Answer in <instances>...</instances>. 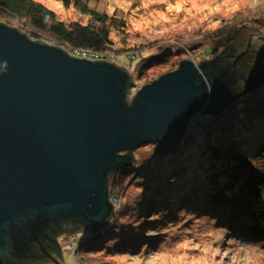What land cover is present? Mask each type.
<instances>
[{"label": "water", "instance_id": "95a60500", "mask_svg": "<svg viewBox=\"0 0 264 264\" xmlns=\"http://www.w3.org/2000/svg\"><path fill=\"white\" fill-rule=\"evenodd\" d=\"M247 49L201 65L182 59L130 96V74L113 61L74 55L0 22V264H36L28 262L38 252L40 264H66L58 236L111 222V179L138 160L135 148L172 150L198 112L219 114L255 88V66L237 64Z\"/></svg>", "mask_w": 264, "mask_h": 264}, {"label": "rangeland", "instance_id": "374dc122", "mask_svg": "<svg viewBox=\"0 0 264 264\" xmlns=\"http://www.w3.org/2000/svg\"><path fill=\"white\" fill-rule=\"evenodd\" d=\"M39 1L64 20L74 17V10L65 8L57 0ZM102 7L111 14L119 9L124 12L130 43L136 45L147 41L155 45L142 51L141 56L132 58V53H126L121 59L125 65L128 64L132 74L134 84L130 96L137 92V86L141 85V89L175 70L182 59L191 58L199 64L203 59L214 58L216 55H212L207 47L223 48L225 44L217 41L218 44L209 36L220 32V26L225 23L237 28L246 24L247 27H257H249L248 31L255 32L251 35L239 32V38L247 44L241 41L236 55L251 49L246 51L250 58H244L243 67L247 64L245 70H252L255 66L256 76L262 73L261 70L264 72V38L256 37L258 34L264 36V0H104ZM15 24L24 27L18 20ZM136 36L139 38L134 40ZM236 44L232 47L234 51ZM160 46L174 52L183 50L177 54L173 52L159 64L140 70V64L146 58L161 51ZM258 87V91L255 90ZM250 94L253 97L227 106L219 118L207 117L198 121L197 114L188 125L184 141L172 150L157 151L155 143L135 148L139 158L134 163L136 171L127 182L129 190L123 193L124 189L122 191L120 187L119 192L120 188H117L116 199H112V189L110 200L116 205L114 215H120V212L123 216V206L128 202L133 206L136 202L134 194L147 190L138 198L139 202L131 212H136L135 215L141 212L149 230L141 228L137 231L128 227V220L125 223L120 217L118 226L110 229L113 235L103 242L102 248L82 251L80 257L85 254L84 260L71 250V245L79 247L96 232L82 227L77 232L60 234L58 239L66 264H264V212L261 214L260 211L264 207V189L249 191L251 185L258 184L254 183L257 178H253L256 169H261L258 172L264 181V84L252 89ZM216 149L248 158L254 164L239 163L243 170L236 172L237 167L230 163L232 158L219 157ZM239 161L237 158L236 162ZM217 187L230 188L235 192L232 196L215 194L212 191ZM227 198L249 209L259 208L251 214V219L244 221L241 218L237 223L251 227L252 238L249 240L239 239L228 230L226 223L216 218L221 215L229 224L234 216L240 218L238 208L222 206L225 199L229 200ZM140 231H144L142 235ZM124 239L129 246L120 248L118 243ZM170 246L180 251L165 253L163 248ZM183 246H187V250ZM53 264L58 263L53 260Z\"/></svg>", "mask_w": 264, "mask_h": 264}, {"label": "trees", "instance_id": "16d2710c", "mask_svg": "<svg viewBox=\"0 0 264 264\" xmlns=\"http://www.w3.org/2000/svg\"><path fill=\"white\" fill-rule=\"evenodd\" d=\"M57 1L61 2L65 8L67 9L72 8L74 10L73 19L68 21V20H64L60 18L56 11H54L52 8H50L49 6H47L46 4H44L43 2L39 0H0V22L16 27L18 30H20L23 33H26L31 39L35 41H45V42L57 45L59 47L64 48L67 52L72 53V54L77 53V51H81V50L92 51L94 55H92L91 57L94 59L105 60V59H108L109 54H113L115 56V60H117L118 62L121 61V63H123L121 59H123L124 54L132 53L133 55H131L130 57L135 58L136 56L137 57L141 56L142 51L155 46L154 44L150 45V43L147 41L138 43L136 45H133L132 43H130V41L128 40V38L130 37V33L128 35L126 33L127 28H128V22H127L126 15L121 9H119V11L114 12L113 14L109 13L107 10H105L102 7V5L104 4V0H57ZM15 20H18V23L22 22L24 24V27L21 28L17 24H15ZM224 26L225 28H223ZM226 26H228V29H226ZM240 27L241 28L230 27L227 23H225L224 25L220 26V29H219L220 32L214 33L215 35L213 34V36H209V37L210 39L212 37L214 39V42L218 43L217 41H223V39L229 36L230 39L228 38L225 39L226 41L227 40L229 41L228 46H230L231 41H232V44H231L232 47L234 43L237 42L238 44H236L237 45L236 49H239L240 42H241V39L239 38V32H243V33L247 32L246 34H249V35H251L252 33H255L253 31H248L250 28L247 27L246 25H242V26L240 25ZM25 29L28 31H25ZM202 36H205V35L202 34ZM124 38H126L127 40ZM136 38H139V36L133 37L134 40H136ZM142 40L144 39H139L138 41H142ZM224 47L225 46L223 45V48ZM159 48L161 49L159 53L146 58L144 60V63L140 64L141 65V67H139L140 70L142 68L145 69L146 67L153 66V65L163 62L164 60L169 58V56H171L174 52L173 49L168 48V47L160 46ZM207 48H210L212 55H216V56H218L219 54H222L226 56L227 58V57L236 55L234 50H231L230 52L227 53L223 51V48H220V47L210 46ZM182 50L183 49H180L179 51H175L174 53L176 54L181 53ZM246 56L248 55L246 54L243 58H240L237 61V64L239 66H241L240 65L241 62L244 63L245 61L244 58ZM248 57L250 58V55ZM182 62L183 60L180 61L178 67L175 70H177L180 67ZM223 62L225 63L226 60H224ZM204 63L206 62H200L199 64L198 63L196 64L201 65ZM122 65H125V64L123 63ZM246 66L248 65L246 64ZM199 68L201 69L200 66ZM244 68H241V69L245 70ZM261 71L262 73L261 72L259 73L261 75L259 74H257V76L254 75L255 78L252 77V79L249 80L250 89H252V87H257L259 84L260 86L264 84L263 82L264 72L263 70ZM129 74L131 77L130 79L131 83L130 82L128 83V88H132V85L134 83L132 81V74L131 73ZM137 87L140 89L141 85ZM139 89H137V91ZM258 89L259 87L255 90L258 91ZM250 91H248L249 93L242 91L241 94H235L234 99L232 100L229 106L235 104L241 99H245L249 96L253 97V95L251 96L252 93L250 94ZM136 93L137 92H134V95ZM222 113L223 112L219 114H211L210 116H208V114H200L197 120L198 121L205 120V118L207 117L208 118L215 117L216 119V118H219V116H221ZM211 123L212 122L210 121L209 124ZM158 148H157V151L161 152L160 148L159 149ZM216 150H217V154L219 157L232 158L230 163L237 167L236 172H238V170H243L239 163H246L247 165H249L252 162L248 158L239 157L237 154L229 153L225 149L224 150L216 149ZM128 152H133V151H128ZM262 154L264 155V150ZM237 158H240L239 162H236ZM135 159L136 157L134 156V161L132 162V164H129L126 167H123L117 171L116 170L114 171L112 182H111V186L113 189L112 199L116 198L114 196H116L115 191L117 188L121 187L122 191L124 189L123 193L128 192L129 186L127 182L132 178V176L134 175L136 171L135 170L136 166L134 164ZM252 164L254 163L252 162ZM254 169H256V167H254ZM258 171H261V169L260 170L256 169V172L254 173L255 176H253V178H257L254 183H258V184L251 185L249 189L250 192H255L256 188L264 189V181L261 180L263 175L260 174ZM248 184L250 183L248 182ZM121 188L119 189V192L121 191ZM146 191L147 190L138 191V193L140 194L135 193L134 196H136L137 199L134 205L131 206V203L127 201L128 203H126L123 206V211L125 212L124 215L122 216L120 212H119L120 215L115 214L113 216L114 219H112V223L110 225H107L106 227L100 230H94L93 228H86L88 230L96 232V234L93 237L84 241V243H82L79 247H74V245H71V250L74 251L79 258H81L80 256L84 249H87V251H91V250L98 251L100 248H102L101 246H104L103 242L113 235V232L110 229H113L114 227L118 226L119 224L118 218L120 217L124 218L123 221L125 223L128 220V223L126 224L128 227L136 228L137 231H139L141 228H144V230H149V227L145 226V222L143 220L144 215L142 216L141 212H138L137 215H135L136 212L135 213L131 212L132 208L137 206L139 202L138 198ZM132 192L134 193L135 191L133 190ZM212 192H214L215 194H222L224 196L226 195L232 196V194H234L235 191L231 190L230 188L217 187ZM229 202H232V203L228 205ZM222 203H225L222 205L224 207L235 206L236 208H238L240 218L238 219V216H234L233 218L230 219L231 220L230 224L227 222V220L222 219L221 215H218L216 218L221 219L224 223H226L227 224L226 227L228 228V230L233 231V234L239 237V239L243 238L245 240H249L247 236H252V233L249 232L251 230V227L247 225L246 226L240 225L237 223L239 222L241 218H243L244 221L251 219V214L253 212H256L257 209L259 208L255 206L253 207L254 210L252 208L249 209L246 207V205L235 203V201H232L231 199L229 200L225 199ZM241 210H243L244 212L242 213ZM233 211L235 212V210ZM260 211L262 214L264 212V207H262ZM140 232L142 235L144 231H140ZM124 241L125 239L118 243V245H120V248L129 246L128 243H124ZM178 249H174L172 246L163 248L165 253L175 252L174 254L180 251ZM60 253H61L60 249L59 250L57 249L53 254L59 255ZM41 254L42 253L40 252H38V254L36 255L30 254V256H32L31 257L32 259H30L28 263L35 262L36 264H40L41 262H43L45 259H43L40 256ZM86 254L89 255L90 252H86ZM81 259L83 260L86 259V255L84 254V257H82ZM51 263L52 262L47 263V264H51Z\"/></svg>", "mask_w": 264, "mask_h": 264}, {"label": "built area", "instance_id": "2783aa9c", "mask_svg": "<svg viewBox=\"0 0 264 264\" xmlns=\"http://www.w3.org/2000/svg\"><path fill=\"white\" fill-rule=\"evenodd\" d=\"M75 55L81 56V57H86V58H92L91 56L94 55L92 51H77V53H74ZM93 60H101V59H94ZM108 61H115V56L113 54H109L108 59H105ZM211 114H209L208 116H210ZM116 199V198H115Z\"/></svg>", "mask_w": 264, "mask_h": 264}, {"label": "clouds", "instance_id": "9594fccd", "mask_svg": "<svg viewBox=\"0 0 264 264\" xmlns=\"http://www.w3.org/2000/svg\"><path fill=\"white\" fill-rule=\"evenodd\" d=\"M137 57V56H136ZM123 58H124V55H123ZM114 63H116L118 66H120V67H123V68H125V69H127L128 70V64L127 65H122L123 63H121V61H117V60H115V61H113ZM128 72L130 73V71L128 70Z\"/></svg>", "mask_w": 264, "mask_h": 264}, {"label": "bare ground", "instance_id": "6f19581e", "mask_svg": "<svg viewBox=\"0 0 264 264\" xmlns=\"http://www.w3.org/2000/svg\"><path fill=\"white\" fill-rule=\"evenodd\" d=\"M135 58H136V57H135ZM91 59H92V58H91ZM197 114H199V116H200V114H205V113H204V112L202 113V111H200V112H198ZM197 116H198V115H197ZM197 116H196V117H197ZM192 119H193V118H192ZM247 238L250 239V238H252V237H251V236H247ZM183 247H184V246H183ZM184 249L187 250V246L184 247ZM189 253H190V251H189Z\"/></svg>", "mask_w": 264, "mask_h": 264}]
</instances>
